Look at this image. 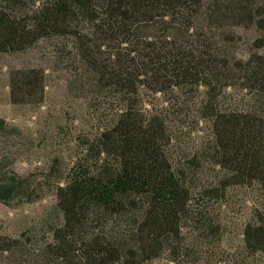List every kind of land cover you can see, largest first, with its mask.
<instances>
[{"label":"trees","instance_id":"obj_1","mask_svg":"<svg viewBox=\"0 0 264 264\" xmlns=\"http://www.w3.org/2000/svg\"><path fill=\"white\" fill-rule=\"evenodd\" d=\"M243 20L261 35L247 60L230 61L228 49L197 33L201 23L219 31ZM40 42L53 45L56 57L65 53L61 44L70 48L64 57L119 108L65 174L53 170L56 204L45 239L33 228L19 237L0 230V264H147L167 252L175 264L213 262L204 251L223 236L213 202L235 187H256L264 200V0H0V54ZM37 81L28 72L19 87L32 91ZM234 85L250 96L242 114L216 104L219 89ZM165 87L206 89L200 119L211 124L209 164L222 175L202 189L194 167L172 165L160 115L136 111L140 88L165 94ZM37 195L28 179L0 171V203ZM242 243L243 262H218L264 264L257 259L264 257V214L243 226Z\"/></svg>","mask_w":264,"mask_h":264},{"label":"rangeland","instance_id":"obj_2","mask_svg":"<svg viewBox=\"0 0 264 264\" xmlns=\"http://www.w3.org/2000/svg\"><path fill=\"white\" fill-rule=\"evenodd\" d=\"M201 24L197 33L204 30L212 44L228 49L232 62L233 58L247 60L261 37L256 26L247 20L240 26H227L219 31ZM61 49L64 55L56 57L53 45L40 42L22 53L0 54V119L6 126L0 133V171L28 179L33 189L38 190L31 203H0V230L11 237H19L33 228L37 240L45 239L43 224L54 221L56 204L54 183L58 177L52 175L53 170L65 174L83 152L85 142L103 130L119 108L118 102L102 89H93L79 62L64 57L66 54L70 57L71 49L64 44ZM102 52L112 54L109 49ZM32 71L41 83L37 81L32 91L20 88L23 75ZM218 93L216 104L222 112L242 114L251 106L250 96L242 85L219 89ZM206 99L205 88L192 91L167 88L165 94L140 88L136 100L137 112L147 119L160 115L165 121L169 137L166 152L172 165L176 169L194 167L195 183L201 189L222 175L219 168L209 164L214 137L211 124L200 119L199 112ZM227 193L225 198L213 202L212 218L223 236L219 244L211 242L214 250L204 251L207 256L210 250L215 255L213 262L206 260L210 264H222L218 262L222 260L243 262L247 257L242 243L243 226L257 214H264V200L256 187H235ZM169 258L167 252L147 264H175ZM257 259L264 262L262 256ZM179 264L195 261L182 258Z\"/></svg>","mask_w":264,"mask_h":264}]
</instances>
